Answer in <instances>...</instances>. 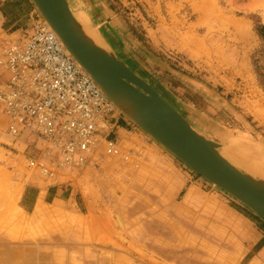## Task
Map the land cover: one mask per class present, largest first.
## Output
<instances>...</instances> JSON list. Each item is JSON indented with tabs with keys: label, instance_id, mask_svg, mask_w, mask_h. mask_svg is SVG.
<instances>
[{
	"label": "rangeland",
	"instance_id": "1",
	"mask_svg": "<svg viewBox=\"0 0 264 264\" xmlns=\"http://www.w3.org/2000/svg\"><path fill=\"white\" fill-rule=\"evenodd\" d=\"M65 1L226 160L264 180L251 169L264 167V0H214V13L203 0ZM40 18L31 0H0V39L21 40ZM8 127L0 114V264H264V222L129 118L114 135L122 156L53 179L26 164L44 143Z\"/></svg>",
	"mask_w": 264,
	"mask_h": 264
},
{
	"label": "built area",
	"instance_id": "2",
	"mask_svg": "<svg viewBox=\"0 0 264 264\" xmlns=\"http://www.w3.org/2000/svg\"><path fill=\"white\" fill-rule=\"evenodd\" d=\"M0 68L7 135L30 133L44 143L41 155L26 159L29 170L53 179L60 169L98 171L122 156L114 135L123 115L42 18L21 40L0 39Z\"/></svg>",
	"mask_w": 264,
	"mask_h": 264
},
{
	"label": "water",
	"instance_id": "3",
	"mask_svg": "<svg viewBox=\"0 0 264 264\" xmlns=\"http://www.w3.org/2000/svg\"><path fill=\"white\" fill-rule=\"evenodd\" d=\"M76 63L119 112L190 170L225 191L264 222V180L238 170L107 46L91 40L65 0H31Z\"/></svg>",
	"mask_w": 264,
	"mask_h": 264
},
{
	"label": "crops",
	"instance_id": "4",
	"mask_svg": "<svg viewBox=\"0 0 264 264\" xmlns=\"http://www.w3.org/2000/svg\"><path fill=\"white\" fill-rule=\"evenodd\" d=\"M171 0H168V6H174L171 2H170ZM204 2L200 5V9L202 8L204 11H208V12H210V13H214V9H213V7H214V5H213V2H214V0H203ZM138 2V1H137ZM141 2H143V1H141ZM141 2H138V4L140 3V4H142ZM196 2V0H194V1H189V5H190V7H191V9L193 8V4ZM88 3H90V0H88ZM87 3V4H88ZM153 10H155V9H153ZM153 18H156V20H157V22L159 23V24H157L158 25V27L160 26V27H162L163 29H164V27L165 28H167V30H168V20L166 19V17H161V16H158V14L156 13V12H153L152 13V15H151ZM205 16H206V14L205 13H203L202 15H200L199 17H198V19L197 20H204V18H205ZM104 18V17H103ZM201 18V19H200ZM97 19H99V17L97 18ZM106 19H107V17L106 18H104V20H102V19H100L99 20V22L97 21V22H95V25L98 27V28H100L99 30H101L102 28H105V26H107V25H111V23L110 22H106ZM163 20V21H162ZM195 22V21H194ZM196 22H198V21H196ZM201 22H205V21H201ZM109 31H110V29H108ZM103 33V34H99V36H100V38H101V40L105 43V45L108 47V48H110V49H113V48H115L116 46H114L113 45V43H112V41H110V38L111 37H109L108 36V38H106V36H104L105 35V33L106 32H104L103 30L102 31H100V33ZM155 32H157L160 36H159V38H161V37H163L164 38V40H162L161 42H165V40L166 41H168V37H166L165 36V34H163V31H162V33L160 34L159 32V30H156ZM14 36H17V35H14ZM13 37V36H12ZM165 44V43H164ZM261 238V237H260ZM264 245V244H263Z\"/></svg>",
	"mask_w": 264,
	"mask_h": 264
},
{
	"label": "bare ground",
	"instance_id": "5",
	"mask_svg": "<svg viewBox=\"0 0 264 264\" xmlns=\"http://www.w3.org/2000/svg\"><path fill=\"white\" fill-rule=\"evenodd\" d=\"M76 20H77V22L80 24L79 26H80V29L91 39V40H95L96 42H97V40L96 39H94V37H93V35H92V33H91V30H90V28H89V26H88V23H87V21L84 19V18H82V17H76ZM94 41V42H95ZM255 158V157H254ZM255 164L256 165H258L259 166V164L258 163H256L255 162ZM260 168L259 169H261V170H263L262 172H260L259 170L257 171V169L256 168H254V167H250L251 169H252V171H254L255 173H257V174H261V176H264V167L262 166V165H260L259 166Z\"/></svg>",
	"mask_w": 264,
	"mask_h": 264
},
{
	"label": "trees",
	"instance_id": "6",
	"mask_svg": "<svg viewBox=\"0 0 264 264\" xmlns=\"http://www.w3.org/2000/svg\"><path fill=\"white\" fill-rule=\"evenodd\" d=\"M260 37L264 40V27L259 30Z\"/></svg>",
	"mask_w": 264,
	"mask_h": 264
}]
</instances>
